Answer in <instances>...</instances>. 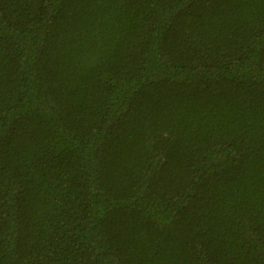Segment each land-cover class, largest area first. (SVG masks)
<instances>
[{"label":"trees","instance_id":"trees-1","mask_svg":"<svg viewBox=\"0 0 264 264\" xmlns=\"http://www.w3.org/2000/svg\"><path fill=\"white\" fill-rule=\"evenodd\" d=\"M0 264H264V0H0Z\"/></svg>","mask_w":264,"mask_h":264}]
</instances>
